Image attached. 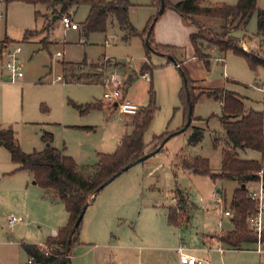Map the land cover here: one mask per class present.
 <instances>
[{"label": "rangeland", "instance_id": "obj_1", "mask_svg": "<svg viewBox=\"0 0 264 264\" xmlns=\"http://www.w3.org/2000/svg\"><path fill=\"white\" fill-rule=\"evenodd\" d=\"M129 1L134 4L128 13L134 34L123 30L113 16L109 17L105 32L86 34L82 23L97 0H80L71 8L73 20L80 24L78 30L66 29L60 19L49 18L44 4L0 0V41L22 48L19 57L24 73L21 82H0V130L12 127L23 151L43 150L48 143L42 135L51 132L52 146L64 149L80 168L93 167L98 162V153L116 152L118 141L132 132V123L137 116L121 114L113 102L104 98L106 92L114 89V79L125 90L126 98L138 102L140 108L149 106V92L153 88L156 111L145 133L147 144L155 136L167 131L172 133L185 125L180 98L184 82L179 68L167 57L152 53L153 69L149 72L152 81L149 82L141 72L147 61L145 30L159 8L155 0ZM215 1L206 0L205 3L211 6ZM257 7L264 9V0H258ZM36 12H39L38 16ZM50 20L52 25L48 26ZM205 22L217 29L223 24L219 20L206 19ZM196 29L170 7L155 23L154 41L158 31L163 44L180 49L175 57L183 62L188 74L204 75L206 87L213 88L204 89L205 93L194 103L193 121L187 130L172 136L161 151L116 178L113 185L130 183L129 191L133 188L134 192L138 191L137 201L140 202L137 209L124 211L117 233L123 237L120 232L128 225L131 232L138 229L140 240L131 251L134 260L141 264H182L180 248L210 264H261L264 253L256 251L257 244L245 245L243 250L222 245L225 250H219V236L222 235L219 234V223L223 228L229 227V218L223 211L229 209L238 182L186 173L179 155L181 158H207L213 173L221 171L222 151L227 146L221 119L222 105L208 93L224 84L225 89L243 98L247 110L264 113V90L260 89L264 84V66L252 69L245 58L233 51L211 53L214 47H210L207 51L212 58L208 65L202 61V67L196 64L187 67L194 49L190 35ZM27 31H32L28 38L25 37ZM232 34L245 51L264 58V39L259 34L256 13L246 28H238ZM58 52L64 56L59 58ZM221 57L222 60H218ZM60 75L62 80H58ZM201 93L195 88V95ZM89 104L99 107L81 113L79 107ZM195 127L203 130L204 138L190 146L189 138ZM215 140L220 143L217 147ZM246 155L260 158V152L256 150L249 149ZM242 156H245L244 152ZM34 182L32 172L19 169L0 141V264H26L29 256L24 244L44 245L49 237L46 232L50 227L45 211L40 207L41 197L46 193ZM176 184L190 197V201L187 198L185 217L191 221L181 228L169 227L164 221L166 207L173 204L172 190ZM250 189H258V185L252 183ZM14 216L23 217L24 221L10 228L7 219ZM160 223L163 228H159Z\"/></svg>", "mask_w": 264, "mask_h": 264}, {"label": "trees", "instance_id": "obj_2", "mask_svg": "<svg viewBox=\"0 0 264 264\" xmlns=\"http://www.w3.org/2000/svg\"><path fill=\"white\" fill-rule=\"evenodd\" d=\"M31 4H44L52 11V17L57 19L69 13L70 9L77 5L80 0H22ZM166 8L170 7L178 12L183 19L196 26L197 31L190 35L194 48L195 57L202 59L206 65L212 56L208 48L215 47L221 54L233 51L245 58L252 69L264 66V58L257 53L245 51L239 40L232 34L238 28H246L250 18L256 13L258 18V30L264 35V9L257 7L258 0H238L234 5L220 3L213 6H205V0H181L171 3L164 0ZM160 8L161 0H155ZM131 4L127 0H97L90 7L88 16L82 23L86 34L92 32H105L108 19L113 16L117 19L123 30L135 33V28L129 20V8ZM59 8V9H58ZM39 12H36V16ZM219 20L223 24L219 29L208 25L205 20ZM158 18L153 17L145 30L147 36L151 33L150 43L156 52L172 54L175 56L178 47L167 44H157L154 41L153 31ZM32 35L27 31L25 37ZM146 40V37H145ZM207 42V43H206ZM146 45L147 61L141 68L142 74L151 72V54L155 53ZM176 58V57H175ZM183 78L180 98L185 110L187 121L189 103L193 105L196 100L205 93L195 95L194 81L190 78L183 62L175 64ZM151 102L149 106L140 108L137 118L133 120V131L123 136L116 152L111 154L98 153V162L93 167L80 168L77 162L65 150L54 146L53 134L46 132L42 139L48 143L43 150L25 152L20 146L12 127L0 130V141L10 152L12 161L19 165V169L28 170L34 175L36 184L46 191L53 199L61 201L69 213V222L62 227L56 236H49L44 245L25 243L24 248L34 264H72L73 250L80 243V233L83 219L77 228L75 224L82 215L84 208L89 206L94 198L103 190L96 192L111 177L121 174L124 167L135 162L146 153L149 146L152 150L170 135L168 131L155 136L147 144L144 140L145 133L149 129L156 107L154 104L155 92L150 89ZM189 94V96H188ZM208 96L214 97L222 105V125L225 129L227 146L222 151L221 171L213 173L210 161L201 156L182 157V165L185 169L199 175L210 176L212 179L236 180L239 187L234 190L229 210L233 212V229L219 236V240L236 250L244 249L245 245L257 244V235L250 228L248 219L256 211V204L249 197V183L258 180V172L262 168L261 160L242 159L239 155L241 150H256L264 158V113L254 109L246 110L242 97L236 92L218 88L209 91ZM75 104V103H73ZM98 104H89L79 107L80 112L85 114L92 109L98 108ZM204 138L203 130L195 127L189 138V145L195 146ZM215 140V146H219ZM149 151V152H150ZM176 205L169 207L168 222L170 225L180 227L189 221L185 217L188 207V199L180 188L174 190ZM84 217V216H83ZM185 219V220H183ZM71 238V245L69 241ZM264 242V231L262 236ZM26 264H29L28 262ZM264 264V263H261Z\"/></svg>", "mask_w": 264, "mask_h": 264}, {"label": "crops", "instance_id": "obj_3", "mask_svg": "<svg viewBox=\"0 0 264 264\" xmlns=\"http://www.w3.org/2000/svg\"><path fill=\"white\" fill-rule=\"evenodd\" d=\"M127 1L131 4V7L134 6V4L131 1H129V0H127ZM205 1H204V5L207 6ZM218 3H226L229 5H234L233 2L232 1L230 2L229 0H216L214 2V5H216ZM46 8H47V6H46ZM70 12H72L71 9H70L69 13ZM47 14H50V15H48L49 18H53L54 21L57 20L56 16L52 17V11L48 8H47ZM178 21H179V19H178ZM50 25H52L51 20L49 21L48 26H50ZM79 27H80V24H79ZM72 30H78V29H72ZM196 31H197V29H196ZM195 32H193V33H195ZM156 35H157V39H155L156 42L158 44H163L162 42L164 40L160 39V33L158 31H157ZM260 36H262L264 39V35H260ZM0 44H7V43H2L0 41ZM216 50L217 49L215 47L212 48L211 53H214ZM221 58H218V60H220ZM202 61H203L202 59L195 57V52L193 49L192 53L190 54V57L188 58L186 65H187V67H189L192 64H196V65H199V67H200L202 65ZM186 70L188 73L189 71L187 68H186ZM146 73L149 74V72H146ZM142 75H144V74H142ZM189 76L194 81V87L196 89H200V91H203L204 89H207V88H213L211 86L206 87L207 85H206V80L204 78V75L203 76H196L195 74L192 73ZM150 77H151V75H150ZM1 81L10 82L7 79L6 71L2 68L0 69V82ZM151 81H152V78L149 82H151ZM233 81L235 82V80H233ZM19 82H21V81H19ZM0 84H2V83H0ZM263 85L264 84H262V86H260V87H263ZM219 88L220 89L224 88V84L220 85ZM184 113H185V110H184ZM178 129H180V128H178ZM132 131H133V129H132ZM226 139H227V137H226ZM121 140H122V138L118 141V146L120 145ZM150 147L151 146H149V148ZM243 152L245 153V156H242ZM246 153H247V150L239 151V155L242 159L262 160V154L261 153H260V158H258V159L250 158L249 156L246 155ZM179 157H180L181 166H182L184 172L192 173L191 171H189L183 167L181 155H179ZM149 174H151V171L149 172ZM116 180L117 179H115L109 185H107L94 198V201L87 207V210H86L85 215L83 217L82 229H81V233H80V243L75 247V249L73 250V254L71 256L72 264H141L138 260L137 261L134 260L135 257L131 251L134 248H136V244L140 240L139 239L140 235L137 232L138 229H137V231L135 230V231L131 232V231H129V227H128L129 225L128 226L125 225L126 226V227H124L125 229H123V231L120 232L121 234H123V237L117 233V231L120 230L117 227L119 224L122 223V220L124 219L122 216L123 213H125L124 211L133 210V209H137L138 207H140V202L137 201V198H139V196H137V195H139L138 194L139 192L138 191L134 192V190H133L134 188L131 191H129V189H131V184L128 182H120V183H117L116 185H113ZM251 184L252 183L248 184L249 189L251 188ZM238 187H239V184H238ZM176 188H180L182 191H184L185 194L187 195V198H189V201H190V197H189V194L187 193V191H185L178 184H176L174 189L172 190L173 204L168 205L166 207L167 212L164 216V221L166 222V224L169 227H175V226H172L169 224L168 213H169V207L175 205L174 201H176V199L174 196V190ZM218 191L220 192V190H218ZM127 192H129L128 193L129 195L124 196V194ZM45 193H46V191H45ZM41 200H42L41 201L42 203H41L40 207L45 211V216L47 217L46 222L50 227L49 231L46 232V235L56 236L58 234V231L62 227L66 226L68 224L69 217H70L69 213L67 212L65 205L61 201L53 199L52 196H50V195H48V196H46V194L42 195ZM59 202H61V203H59ZM59 204H62V205H59ZM61 206H64V207H61ZM228 218H229V223H228L229 227L223 228L222 223L221 222L219 223L220 227H221L219 234H223V233L233 229L234 226H233V222H232V217H228ZM190 221H191V219H190ZM190 221L182 224V226L186 225V224L188 225L190 223ZM125 224H127V222H125ZM182 226L177 227V228H181ZM150 227H151V221L148 222V226H147L148 231H149ZM159 228H163V223H160ZM126 230H128V231H126ZM149 233L151 235V230ZM210 236H215V235H210ZM204 237L206 238V237H208V235H206ZM122 238H124L123 241H122ZM206 240H208V239H205V241ZM220 244H221V246L224 245L221 242H220ZM186 254H188V253H186ZM188 255L195 257L192 254H188ZM136 259H137V257H136ZM181 263L185 264L183 262H181Z\"/></svg>", "mask_w": 264, "mask_h": 264}, {"label": "built area", "instance_id": "obj_4", "mask_svg": "<svg viewBox=\"0 0 264 264\" xmlns=\"http://www.w3.org/2000/svg\"><path fill=\"white\" fill-rule=\"evenodd\" d=\"M2 15V14H0ZM62 25L66 29H79V24L73 20V18L65 14L60 19ZM22 48L20 46H10L9 44H0V69H4L7 74V79L12 83H17L22 80L24 73L22 70V62L20 60V53ZM57 56L62 58L64 54L58 52ZM222 60V58L220 59ZM144 77L150 81L151 77L148 73L144 74ZM62 76H58V80H62ZM114 89L104 94V98L110 102L116 103V107L119 109L121 114L128 116H136L140 110V106L137 102L129 100L125 96V90L121 87L118 81L114 79ZM260 89L264 90L263 87ZM113 104V105H114ZM262 168L258 172V180L254 183L258 185V189H250L249 197L256 204V211L249 217L248 223L253 232L257 235V249L259 253H264V242L262 241L264 231V158L261 160ZM223 214L227 217H232L234 214L230 210H224ZM24 221L23 217H10L7 219L8 227L12 228L17 223ZM220 251L225 249L219 246ZM180 260L185 264H210L208 261H201L197 258L190 256L179 249ZM29 264H34L32 259L28 260Z\"/></svg>", "mask_w": 264, "mask_h": 264}, {"label": "water", "instance_id": "obj_5", "mask_svg": "<svg viewBox=\"0 0 264 264\" xmlns=\"http://www.w3.org/2000/svg\"><path fill=\"white\" fill-rule=\"evenodd\" d=\"M165 9H166L165 1H164V0H161V5H160L159 11H158V13H157V15H156V18H159V17L163 14V12L165 11ZM150 36H151V33L148 32V34H147V36H146V40H145L147 46H148L150 49H152L155 53L167 57L172 63L176 64V63H177V59L175 58L174 55H172V54H167V53H162V52H156V51L153 49V47L151 46V43H150ZM188 96H189V94H188ZM114 105L116 106L117 104L115 103ZM193 114H194V105H193L192 102H190V103H189V109H188V115H187V121H186L185 125H184L181 129H179V130H177V131H174V132H172L170 135H168L167 137H165V138L162 140V142L156 147V149H154V150H152V151L146 153L144 156H142L141 158H139V159L136 160L135 162L129 163L126 167L123 168L122 173L125 172V171H127V170H129V169H130L131 167H133L134 165H136V164H138V163H140V162H143V161L149 159L151 156H153V155H155L156 153H158L159 151H161V150L164 148V146H165V144L167 143V141H168L172 136L177 135V134H179V133L184 132L185 130H187V129L190 127V125L192 124V121H193ZM122 173H121V174H122ZM121 174L119 173V174H117V175L111 177V178H110L109 180H107L103 185H101V187H100L96 192H99L100 190L104 189L107 185H109L112 181H114V180H115L118 176H120ZM34 184H36V181L34 182ZM87 207H88V206H86V207L84 208V211H83L82 215L80 216L79 220H78L77 223L75 224V228L78 227L79 222L83 219V216L85 215V212H86V210H87ZM70 245H71V238H70V241H69V246H70Z\"/></svg>", "mask_w": 264, "mask_h": 264}]
</instances>
